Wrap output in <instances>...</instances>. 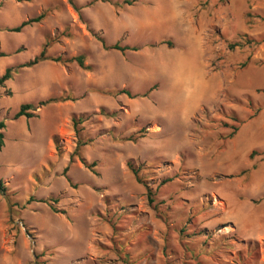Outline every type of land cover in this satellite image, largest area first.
<instances>
[{
  "label": "rangeland",
  "instance_id": "obj_1",
  "mask_svg": "<svg viewBox=\"0 0 264 264\" xmlns=\"http://www.w3.org/2000/svg\"><path fill=\"white\" fill-rule=\"evenodd\" d=\"M91 1L0 0V264H264V0Z\"/></svg>",
  "mask_w": 264,
  "mask_h": 264
},
{
  "label": "trees",
  "instance_id": "obj_2",
  "mask_svg": "<svg viewBox=\"0 0 264 264\" xmlns=\"http://www.w3.org/2000/svg\"><path fill=\"white\" fill-rule=\"evenodd\" d=\"M96 1H104V2H111V0H92L91 2H89V5L93 4ZM136 0H123L122 3L126 4V5H132L133 3H135ZM113 4H117L116 2ZM75 8L80 11L79 8H77L75 6ZM46 16V13L43 12L35 17H31L27 20L22 21L19 25L17 26H13V27H8L6 28L8 31H12V32H21L26 26L31 25L33 23H38L40 22L44 17ZM93 35L96 37V39L102 44L103 48L105 49H112V50H117L120 52H126V51H137L139 49V47L137 46H130V45H121L120 42H115L112 45H108L104 38L99 35L98 33H93ZM161 43H166L168 46H172V42L170 40H162ZM49 47V42L46 41L41 49V51L39 52L38 55H36L33 59L20 64L18 67H31L34 66L36 64H38L41 61H45V60H52V61H56V62H62V63H69V62H77V64L81 67V68H88L87 66H85V58L82 54L71 57V58H62V57H56V56H48L47 55V48ZM5 54H1V56H3ZM13 73H14V69L12 67H8L5 69L4 73L2 74V76L0 77V86L4 85V83L7 80H10L13 77ZM153 89V87H151L150 89H148V91L144 92V93H136L134 94L130 89L128 88H123V89H118L115 91H110V90H106L105 93H114L116 95L119 94H126L127 96L131 97V98H135V97H145L149 94V92ZM68 98H48L45 100H41L39 101L37 104L34 103H23L20 105L19 109L17 110V112L14 114V118H19V117H26V118H32L35 117V110L37 107L39 106H45L48 105L50 103L56 102V101H65ZM84 120V115H79V116H74L72 119L73 122V127L76 130V133L78 132L79 134V125L83 122ZM6 123L4 120H0V151L2 150L3 146H4V132L3 129L5 128ZM232 134H230L231 136ZM81 145V141L79 142ZM79 148V146L76 148L74 153H78L77 149ZM88 168L90 166L86 165ZM129 169L132 171V173L136 176V178L140 181H142L139 178V168L135 167L133 164L129 163L128 164ZM68 171V166H66L64 168V175H66ZM68 182L71 184V179L66 176ZM0 191L1 192H6L7 191V187L3 184L2 180L0 179ZM148 194H149V201H153V198L151 197V192L150 190H148ZM58 202L57 198H50V206L54 211H58L57 208H55L54 203Z\"/></svg>",
  "mask_w": 264,
  "mask_h": 264
}]
</instances>
